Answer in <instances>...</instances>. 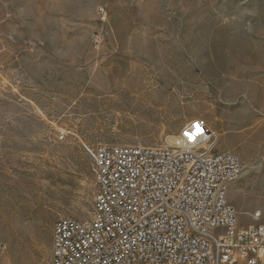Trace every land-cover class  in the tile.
<instances>
[{"label":"rangeland","instance_id":"rangeland-1","mask_svg":"<svg viewBox=\"0 0 264 264\" xmlns=\"http://www.w3.org/2000/svg\"><path fill=\"white\" fill-rule=\"evenodd\" d=\"M195 118L242 161L240 224L264 223V0H0V264H52L56 220L92 217L88 148Z\"/></svg>","mask_w":264,"mask_h":264},{"label":"built area","instance_id":"built-area-1","mask_svg":"<svg viewBox=\"0 0 264 264\" xmlns=\"http://www.w3.org/2000/svg\"><path fill=\"white\" fill-rule=\"evenodd\" d=\"M175 138L160 146L88 148L97 187L93 215L56 220L52 264L264 260V223L242 226L228 199L243 169L240 157L216 150L218 134L202 118Z\"/></svg>","mask_w":264,"mask_h":264}]
</instances>
